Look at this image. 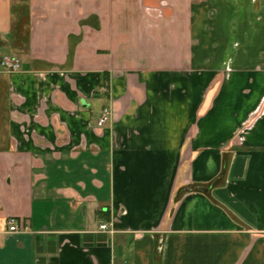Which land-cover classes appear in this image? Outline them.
<instances>
[{
	"label": "crops",
	"instance_id": "crops-1",
	"mask_svg": "<svg viewBox=\"0 0 264 264\" xmlns=\"http://www.w3.org/2000/svg\"><path fill=\"white\" fill-rule=\"evenodd\" d=\"M7 55L0 264H264V0H0Z\"/></svg>",
	"mask_w": 264,
	"mask_h": 264
},
{
	"label": "built area",
	"instance_id": "built-area-1",
	"mask_svg": "<svg viewBox=\"0 0 264 264\" xmlns=\"http://www.w3.org/2000/svg\"><path fill=\"white\" fill-rule=\"evenodd\" d=\"M1 65L7 69L16 70L20 67V62L16 58H11V57L6 56V57L1 59ZM109 115H110V112L107 109L104 110L103 114L101 115V117L98 120V125L103 126L108 121ZM8 224H9V230L11 232L19 231L22 228H28L25 225L22 226V225L18 224L17 219L15 217H10L8 219ZM100 228L103 230H108L109 225L107 223H103V224H101Z\"/></svg>",
	"mask_w": 264,
	"mask_h": 264
},
{
	"label": "flooded vegetation",
	"instance_id": "flooded-vegetation-1",
	"mask_svg": "<svg viewBox=\"0 0 264 264\" xmlns=\"http://www.w3.org/2000/svg\"><path fill=\"white\" fill-rule=\"evenodd\" d=\"M7 56H8V55H7ZM4 57H6V56H4ZM4 57H2V58H4ZM8 57H11V58H16V59H18V60H19V62H20V67H21V60H20L18 57H15V56H8ZM0 64H1V61H0ZM20 67H19V68H20ZM19 68H18V69H19ZM6 69H7V68H6ZM18 69H16V70H18ZM9 70H10V69H9ZM12 71H14V70H12ZM106 109H107V108H105L104 110H106ZM104 110H103V112H104ZM107 110L110 112V110H109V109H107ZM103 112H102V114H103ZM102 114H101V115H102ZM110 116H111V113H110V115H109V119H110ZM109 119H108V120H109ZM106 123H107V122H106ZM106 123H105V124H106Z\"/></svg>",
	"mask_w": 264,
	"mask_h": 264
}]
</instances>
